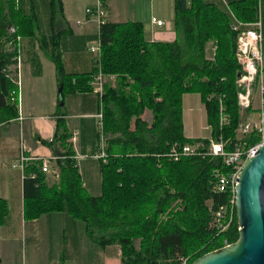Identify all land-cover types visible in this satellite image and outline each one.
<instances>
[{"label": "trees", "instance_id": "trees-1", "mask_svg": "<svg viewBox=\"0 0 264 264\" xmlns=\"http://www.w3.org/2000/svg\"><path fill=\"white\" fill-rule=\"evenodd\" d=\"M263 3L260 0L261 11ZM47 8L50 34L44 36L33 10L26 14L19 1L0 0V125L18 118L19 91L12 80L17 76L14 48L19 38H35L54 64L62 88L59 108L65 96L91 94L99 74L114 77V86L110 80L104 83L97 97L105 153V160H100L101 194L94 197L83 188L68 143L70 133L65 122L57 120L55 134L46 144L62 158L57 161L59 183L42 174L39 163L28 164L22 177L23 219L66 213L83 223L92 243L103 249L117 247L122 264H192L235 243V215L223 233L213 220L230 198L213 189V173L222 169L221 161L168 158L174 148L207 140L183 135L181 100L187 94L199 95L211 139L227 143V150L236 142L242 121L235 84L240 68L235 57L238 34L231 30L229 13L204 0H175L178 39L170 44L146 41L140 23L113 24L105 19L98 28L100 56L93 58L91 71L68 74L60 50L62 35L70 33L62 2L47 0ZM228 8L241 23L257 20L258 0L232 2ZM220 103L228 118L222 127ZM145 112L152 115L150 124L142 118ZM7 214V203L0 199V227Z\"/></svg>", "mask_w": 264, "mask_h": 264}, {"label": "crops", "instance_id": "crops-1", "mask_svg": "<svg viewBox=\"0 0 264 264\" xmlns=\"http://www.w3.org/2000/svg\"><path fill=\"white\" fill-rule=\"evenodd\" d=\"M237 1L240 0H204L206 4L214 5L219 9L220 6H224L221 10L227 12L228 4ZM61 2L63 15L70 30L69 34L62 35L60 39L61 44L63 46L65 44V71L68 74L89 73L92 69L93 57L89 56L92 54L88 49L95 39L98 26L87 18L84 11L92 7L95 0H61ZM104 3L107 22L140 23L143 26L145 39L150 43L170 44L177 41L178 36L173 22L175 0H104ZM31 10H34L32 6ZM152 20L161 22L162 25L156 26L152 24ZM261 23L263 40L262 11ZM39 33L48 36L49 25L46 33L40 30ZM15 51L19 62L17 73L21 105L18 107L16 120L0 125V129L9 131L7 136L0 139V199L7 203L9 209L4 224L0 227V264H40V262L61 264L57 263L61 252L60 231H62L65 251L62 264L70 262L71 264H122L117 247L103 249L92 243L85 234L84 225L80 226L77 224L79 221L69 216L65 218L62 216L63 213L47 214L35 221L23 219L22 176L19 171L12 169V165L18 159L20 138L31 150L32 156L39 158L56 156L55 149L46 143H50L55 134L57 120H63L70 133L68 143L74 152L76 167L85 190L88 189V184H91L89 178L86 179L88 172H93L92 180L101 189L100 159L95 158L100 151L101 138L98 136L97 139L95 136L94 144L88 142L85 145L84 140H79L85 132L84 121H95L98 111L95 91L86 95H68V102L65 100L63 107L59 108L56 92L59 84L55 66L41 50L38 41L35 38H19ZM262 55L264 58L263 48ZM212 56L213 46L209 44L206 47V57L210 59ZM190 100V95H185L181 104H191ZM73 121L78 122L75 124ZM73 135L75 142L71 143ZM185 138L206 139L186 136ZM95 163H98L99 169L94 165ZM8 165L10 171L6 169ZM59 222L61 227L66 226V230L58 226ZM43 224L47 225V230L44 228L41 232L37 228L38 225ZM69 231H71L70 237L67 234ZM71 239H76L77 243H74L72 251L70 250L66 255V245L69 240L72 241ZM19 251L24 252L22 262L16 258Z\"/></svg>", "mask_w": 264, "mask_h": 264}, {"label": "built area", "instance_id": "built-area-1", "mask_svg": "<svg viewBox=\"0 0 264 264\" xmlns=\"http://www.w3.org/2000/svg\"><path fill=\"white\" fill-rule=\"evenodd\" d=\"M18 1L16 0V2ZM84 12L88 19L97 23L99 28L100 24L106 19L104 0H95V4L92 7L86 8ZM228 13L232 20L231 30L238 34L235 57L240 68V73L235 84L239 90L237 93V106L242 121L238 129L236 142H232L230 149L227 150V143L221 139L214 141L209 138L206 142L199 141L184 145L180 149L174 148L168 155V158L173 162H178L181 158L192 157H200L201 159L211 158L221 161L222 169L215 170L213 173V189L219 194L229 193L230 198L226 206L213 214L214 224L219 233H223L233 221L235 215V187L237 186L238 175L244 163L254 157L257 150L264 146V58L262 55L260 0H258L257 20L254 23H241L236 20L230 11ZM152 24L156 26L162 25L161 22L155 20H152ZM9 33L13 34L14 29L11 28ZM88 51L98 59L100 56L99 41L96 45H92ZM109 80L113 81L114 77H109ZM12 82L17 86L19 91L18 73L16 80L13 79ZM103 84V77L99 74L95 78L94 84V91L99 97L102 94ZM247 111L249 112L247 113ZM253 111H258L256 118L253 116ZM95 118L97 119V127L101 138L100 151L95 158L105 160L102 138L103 115L100 107ZM218 123L221 127L228 124V118L223 112L221 103L219 104ZM252 138L256 141L249 143L248 141ZM74 142L75 136L73 135L71 143ZM59 160H62L59 156H50L48 158L32 156L31 150L25 145L23 139L20 138L18 159L12 165V169L18 170L23 177L24 169L28 164L39 163L42 174L52 180L59 179L58 168H56V163ZM227 246L229 245L225 244L224 247ZM182 264H185V262L183 261Z\"/></svg>", "mask_w": 264, "mask_h": 264}, {"label": "water", "instance_id": "water-1", "mask_svg": "<svg viewBox=\"0 0 264 264\" xmlns=\"http://www.w3.org/2000/svg\"><path fill=\"white\" fill-rule=\"evenodd\" d=\"M234 208L237 241L192 264H264V146L244 163L238 175Z\"/></svg>", "mask_w": 264, "mask_h": 264}, {"label": "rangeland", "instance_id": "rangeland-1", "mask_svg": "<svg viewBox=\"0 0 264 264\" xmlns=\"http://www.w3.org/2000/svg\"><path fill=\"white\" fill-rule=\"evenodd\" d=\"M31 1L32 0H19L20 6H21L22 10L24 12H26V14L30 13L31 6L33 7L34 14L36 15V23H37V26H38V30H40L42 33H46V31H48V8H47V0H35V1H32L33 4L31 3ZM223 7L220 6L221 9ZM262 15L264 16V3L262 4ZM97 42H98V27H97V32H96L95 39L92 40V45L93 46L96 45ZM64 46H65V44H64ZM64 46L60 42V50H61L63 64L65 63L64 62V55H65V48H64ZM91 46H89V47H91ZM262 48L264 49V38L262 40ZM89 56H91L93 58L95 57L93 55H89ZM68 63H69V60H68ZM18 67H19V62H18ZM19 70H20V68H19ZM107 78L108 77H105V78L103 77V82L104 83H107V82L109 83V78L108 79ZM111 82L112 83H109V84H112V86H114L113 85L114 84L113 83L114 81H111ZM94 88H95V86H94ZM58 90H59V88L56 91L57 93H58ZM95 94L98 97V94L97 93H95ZM187 95H190V99H191L190 100V103L191 104H187L186 105V104L183 103L184 106L182 104V117H183L182 130H183V135L186 136V137H189V138H193V139H205V138L206 139H209L210 138V136H209L210 135V132H209V130H208L209 128L207 127V124H206L205 112H204V108L202 106V103H201V100H200L199 95H197V94H187ZM68 98L69 97L65 96L64 97V101L66 100V102H68ZM16 101H17V98H16ZM64 101H63V105L65 104ZM17 103H18V107H20V105H21V98L18 99ZM97 113H98V111H97ZM257 114H258V111H253V116L255 118L257 117ZM142 118H143V120L147 124H150L151 123L152 115H151L150 112H145V114L143 115ZM73 122H75V121H73ZM77 122L78 121H76L75 124ZM84 127H85L84 135L83 136H80V139L79 140L80 141L84 140V143H83L84 145L86 143H88V142H92L94 144L95 143V136L98 139V134H99L98 127H97V119L95 118V121L94 122L92 120H86V121H84ZM8 134H9V131H6V129H0V139L2 137L7 136ZM237 136H238V131H237ZM56 165H57V163H56ZM94 165L99 169L98 163H95ZM6 169H8V171H10V166L8 165L6 167ZM16 172H18V170H16ZM86 174H87V176H86L87 178L86 179L89 178V182H91V184H88V189H86L85 191L89 195H91V196H98V195H100L101 194V189L99 188V186L95 185V183L92 180L93 172H88ZM48 179H50L55 184H58L59 183V179H53V180L51 178H48ZM83 179H85L84 176H83ZM86 179L84 181H86ZM48 182H50V181L48 180ZM208 206H210V205L208 204ZM8 212H9V209H8ZM63 214L64 215H62V216H64L65 218H67L66 216H68V215L66 213H63ZM77 224H80V226H83L82 225L83 223H80L79 222ZM58 226L61 227V223L60 222H59ZM44 228L47 230V225L46 224H45V226H44V224L43 225H38V228L37 229L39 231L43 232L44 231ZM61 228L63 230H66V226H62ZM84 230H85V227H84ZM70 233H71V231L67 232L68 235ZM69 237H70V235H69ZM71 240L72 241L69 240L67 242V245H66V247H67V249H66V255H67V253L70 252V250L72 251V248H73L74 243H77V240L76 239H71ZM59 245H60L61 252H60V260L57 259V263H61L62 264L63 258L65 256V251H64V247H63L64 245H63L62 231H60ZM23 255H24V252H20L19 251L18 252V255H16V258L20 262H22ZM40 264H43V262H40ZM44 264H52V263L51 262H46ZM69 264H71V262Z\"/></svg>", "mask_w": 264, "mask_h": 264}]
</instances>
